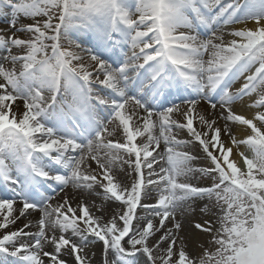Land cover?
I'll use <instances>...</instances> for the list:
<instances>
[{
  "label": "snow or ice",
  "instance_id": "1",
  "mask_svg": "<svg viewBox=\"0 0 264 264\" xmlns=\"http://www.w3.org/2000/svg\"><path fill=\"white\" fill-rule=\"evenodd\" d=\"M0 16V264H264V0Z\"/></svg>",
  "mask_w": 264,
  "mask_h": 264
},
{
  "label": "bare ground",
  "instance_id": "2",
  "mask_svg": "<svg viewBox=\"0 0 264 264\" xmlns=\"http://www.w3.org/2000/svg\"><path fill=\"white\" fill-rule=\"evenodd\" d=\"M4 19H5V17L0 16V28L6 26V25H3V24H4V23H3ZM240 83H242V81H238V82L234 85L233 90H235V88L239 87V86H240ZM206 107H207V105H201L199 110H200V111H203L204 108H206ZM235 110H236L237 112H241V113H243V114H245V115H250V110H249L247 107H243V108H241L240 106H237ZM194 126H197V123H196V122H194ZM240 127H242V126H240ZM233 130L236 131L235 128H234ZM249 131H250V130H249ZM242 135H243V133H237V138H241ZM141 139H142V138H141ZM224 139H226V140H227V143L230 145L231 141L228 140L227 137H225ZM189 147L191 148V146H189ZM241 150H243V148H242ZM194 155L199 156V155H201V153H200L199 150L197 149V150H196V153H195ZM231 157H232V156H230V159H232ZM236 159L239 161V157H236ZM238 166H242V161H239ZM94 167H95V165L93 164V168H94ZM53 203H55V201H54ZM91 203H92V202L90 201L89 204H91ZM97 203H99V201H97ZM73 206H75V205H73ZM193 207H195V205H193ZM92 211L95 212L96 209H95V208H92ZM190 214H191V213H190ZM97 215H99V213H97ZM37 218H38V213H33V216L30 217V219H32L34 222H35V220H36ZM197 219H199V216H197ZM22 224H23V221H22V220H21V221H18L15 227H17V228H18V227H21ZM32 230L35 231V228H33ZM47 250H48V251H52V248L49 247ZM189 250L191 251V249H189ZM92 252H94L95 255H91ZM63 258H64V259H68L67 256H64ZM90 264H103V256H102V254H101V246H100L99 243H97V244L91 246V249H90Z\"/></svg>",
  "mask_w": 264,
  "mask_h": 264
},
{
  "label": "rangeland",
  "instance_id": "3",
  "mask_svg": "<svg viewBox=\"0 0 264 264\" xmlns=\"http://www.w3.org/2000/svg\"><path fill=\"white\" fill-rule=\"evenodd\" d=\"M5 25V24H4ZM206 58V57H205ZM233 87H234V85H233ZM139 139H141V138H138V141H139ZM226 140V139H225ZM227 141V140H226ZM196 150L197 149H192V152H193V154H195L196 153ZM200 152V151H199ZM232 159H233V157H231ZM236 158V157H235ZM193 166L194 167H200V166H203V161L202 160H196V161H194L193 162ZM193 183H199V181H197V180H193L192 181ZM201 243H203L205 246H207V237L205 236V237H201ZM199 246V245H198Z\"/></svg>",
  "mask_w": 264,
  "mask_h": 264
}]
</instances>
